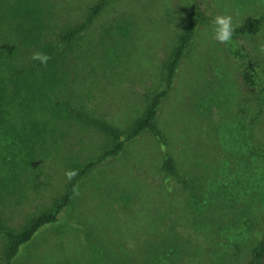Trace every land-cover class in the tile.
<instances>
[{
	"label": "rangeland",
	"instance_id": "obj_1",
	"mask_svg": "<svg viewBox=\"0 0 264 264\" xmlns=\"http://www.w3.org/2000/svg\"><path fill=\"white\" fill-rule=\"evenodd\" d=\"M50 1L56 29L97 0ZM195 1L196 33L156 116L167 144L143 133L127 142L125 153L87 170L79 194L20 246L11 264H247L252 258L264 232V17L233 36L256 71L214 39L211 21L226 14L239 26L264 16V0ZM191 5L110 0L75 43L72 88L58 100L126 128L159 86ZM50 33L43 30L47 42ZM244 71L255 84L244 81ZM64 130L32 162L23 203L3 200L5 225L17 230L25 215L49 206L65 188V172L96 160L107 142L73 117ZM10 147L4 159L21 161L18 143ZM165 155L177 170L169 180L161 170ZM3 243L0 234V251Z\"/></svg>",
	"mask_w": 264,
	"mask_h": 264
},
{
	"label": "trees",
	"instance_id": "obj_2",
	"mask_svg": "<svg viewBox=\"0 0 264 264\" xmlns=\"http://www.w3.org/2000/svg\"><path fill=\"white\" fill-rule=\"evenodd\" d=\"M109 1L97 0L77 21L58 25L55 29L57 24L53 22L55 16L50 10L51 1L0 0V234L4 240L0 251V264H11L20 246L28 242L39 228L57 221L60 212L69 205L74 196L73 185H77L87 170L125 153L127 142L143 133H150L162 145L167 144L165 135L156 122V116L196 33L195 0H190L192 5L174 50L164 59L159 86L146 94L142 112L126 128L121 129L82 110L79 106H74L70 99L58 100L57 96L61 92L72 88L69 83L71 68L68 67L72 64L73 58L70 55L74 52L75 43L83 37ZM263 17L235 26L234 34L245 33ZM43 30L53 32L55 37L51 35V42L45 41ZM227 47L235 57L248 59L243 44H238L236 48L234 43H231ZM35 52H42L50 57L46 66L31 59ZM248 60L251 68L256 71L253 61ZM243 79L248 84H255L251 71H244ZM52 98L57 99L56 104L51 103ZM59 102L62 103L58 106ZM72 117L91 124L106 135L107 142L102 145L96 160L88 161L79 169L73 168L78 175L66 182L63 192L56 196L49 206L25 215L24 223L19 229L14 230L5 225L8 217L6 218L7 215L3 212L8 207L3 200L7 201V197H11L18 204L23 203V190L30 181L32 162L36 161L38 155L41 159L44 158L41 147L65 132L64 123ZM6 136L12 137L13 140H8ZM17 143L22 153L21 161L4 159L2 151L5 147ZM161 170L165 179L177 176L176 164L171 156H164ZM252 253V258L247 264H264V232Z\"/></svg>",
	"mask_w": 264,
	"mask_h": 264
},
{
	"label": "clouds",
	"instance_id": "obj_3",
	"mask_svg": "<svg viewBox=\"0 0 264 264\" xmlns=\"http://www.w3.org/2000/svg\"><path fill=\"white\" fill-rule=\"evenodd\" d=\"M213 25L214 39L222 44L229 45L233 43V36L235 26L233 25V17L231 15H216L211 21ZM264 51V48L261 49ZM31 59L38 60L42 65L47 64L50 57L42 52H35L32 54ZM78 175L76 170H68L65 172L67 180L71 181ZM73 194H79L78 185H73Z\"/></svg>",
	"mask_w": 264,
	"mask_h": 264
}]
</instances>
